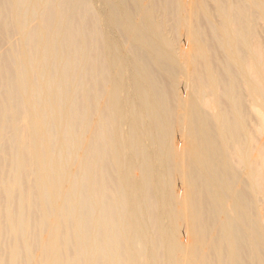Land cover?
I'll use <instances>...</instances> for the list:
<instances>
[{
    "label": "bare ground",
    "instance_id": "obj_1",
    "mask_svg": "<svg viewBox=\"0 0 264 264\" xmlns=\"http://www.w3.org/2000/svg\"><path fill=\"white\" fill-rule=\"evenodd\" d=\"M94 1L0 0V264H264V0Z\"/></svg>",
    "mask_w": 264,
    "mask_h": 264
},
{
    "label": "rangeland",
    "instance_id": "obj_2",
    "mask_svg": "<svg viewBox=\"0 0 264 264\" xmlns=\"http://www.w3.org/2000/svg\"><path fill=\"white\" fill-rule=\"evenodd\" d=\"M94 3H95L96 9L101 10L102 14L105 15V13H103V11H105V7H104V3L102 2V0H95ZM209 3H211L210 4V6H211L212 2H209ZM114 33H116V34H114ZM112 34L114 35V37L116 36L115 37L116 39H122L123 38V34H121L120 32H118L116 30H113ZM259 34H260L261 38L264 40V23L262 21L259 22ZM181 44H182V42H181ZM130 70H128V71L132 72V68H130ZM238 171H239L241 177L243 179H245V172H244L242 166H239ZM246 196L250 197L251 194L248 192V193H246Z\"/></svg>",
    "mask_w": 264,
    "mask_h": 264
}]
</instances>
